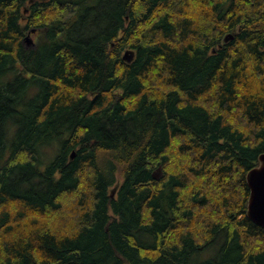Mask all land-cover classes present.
Masks as SVG:
<instances>
[{
	"label": "trees",
	"instance_id": "trees-1",
	"mask_svg": "<svg viewBox=\"0 0 264 264\" xmlns=\"http://www.w3.org/2000/svg\"><path fill=\"white\" fill-rule=\"evenodd\" d=\"M263 153L264 0H0V264H264Z\"/></svg>",
	"mask_w": 264,
	"mask_h": 264
},
{
	"label": "water",
	"instance_id": "water-1",
	"mask_svg": "<svg viewBox=\"0 0 264 264\" xmlns=\"http://www.w3.org/2000/svg\"><path fill=\"white\" fill-rule=\"evenodd\" d=\"M29 37L26 38L28 41ZM232 39L230 35L224 38V42ZM133 53L127 51L124 53L122 59L130 62ZM161 174L160 168L153 172L152 177L158 179ZM246 183L249 191L247 201V218L256 225L264 228V153L258 157V165L252 168L246 175ZM115 189L111 192L113 197Z\"/></svg>",
	"mask_w": 264,
	"mask_h": 264
},
{
	"label": "rangeland",
	"instance_id": "rangeland-1",
	"mask_svg": "<svg viewBox=\"0 0 264 264\" xmlns=\"http://www.w3.org/2000/svg\"><path fill=\"white\" fill-rule=\"evenodd\" d=\"M35 40H36V34H33L32 35V37H29V41L30 42H28L27 43V45H31V43L33 44V43H35ZM127 52V51H126ZM124 55V54H123ZM158 169V168H157ZM156 171V170H155ZM154 171V172H155ZM161 176V174L159 175V177ZM210 253H207V254H205V255H203V259H206V258H208V257H210Z\"/></svg>",
	"mask_w": 264,
	"mask_h": 264
}]
</instances>
